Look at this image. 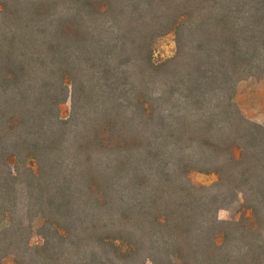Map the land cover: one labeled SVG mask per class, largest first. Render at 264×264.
Masks as SVG:
<instances>
[{
	"label": "trees",
	"instance_id": "16d2710c",
	"mask_svg": "<svg viewBox=\"0 0 264 264\" xmlns=\"http://www.w3.org/2000/svg\"><path fill=\"white\" fill-rule=\"evenodd\" d=\"M263 74L264 0H0V264H264Z\"/></svg>",
	"mask_w": 264,
	"mask_h": 264
},
{
	"label": "rangeland",
	"instance_id": "374dc122",
	"mask_svg": "<svg viewBox=\"0 0 264 264\" xmlns=\"http://www.w3.org/2000/svg\"><path fill=\"white\" fill-rule=\"evenodd\" d=\"M176 52V42L175 35L173 33L168 34L162 37L157 43L154 59L155 61H160L163 59H167L173 57ZM255 86L253 81L245 80L241 82L237 89L236 102L244 114L246 118L251 121L257 122L259 124H264L258 122L259 117V109L256 108L255 104H257V99L253 92L255 91ZM72 111V103L69 99L65 103L61 105V116L63 119L69 118ZM242 150L240 148L235 149V155L237 158L240 157ZM16 160L13 158L10 160V166L15 171ZM190 180L198 187L201 186H212L218 181V176L214 173H203L194 171L190 174ZM218 217L221 220H238L241 217V213H232L228 210L221 209L218 212ZM3 221L0 220V228L3 226ZM38 222L36 221L34 224L33 231L30 234L29 242L32 246L40 245L43 243V238L36 232L38 227ZM6 264H13V258L8 257L5 260ZM147 264H151L150 262Z\"/></svg>",
	"mask_w": 264,
	"mask_h": 264
},
{
	"label": "crops",
	"instance_id": "0c3cea01",
	"mask_svg": "<svg viewBox=\"0 0 264 264\" xmlns=\"http://www.w3.org/2000/svg\"><path fill=\"white\" fill-rule=\"evenodd\" d=\"M253 81L255 86V91L253 92L255 99H257V104H255L256 108L259 109V117L258 122H264V74L259 79H249Z\"/></svg>",
	"mask_w": 264,
	"mask_h": 264
}]
</instances>
